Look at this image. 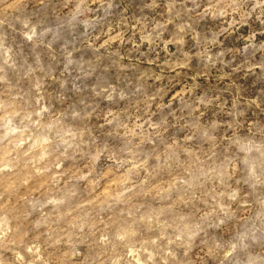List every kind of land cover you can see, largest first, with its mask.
Instances as JSON below:
<instances>
[{
	"label": "rangeland",
	"instance_id": "1",
	"mask_svg": "<svg viewBox=\"0 0 264 264\" xmlns=\"http://www.w3.org/2000/svg\"><path fill=\"white\" fill-rule=\"evenodd\" d=\"M0 264H264V0H0Z\"/></svg>",
	"mask_w": 264,
	"mask_h": 264
}]
</instances>
